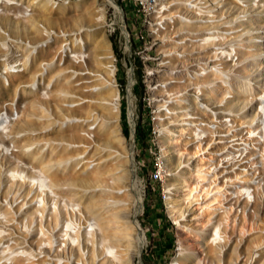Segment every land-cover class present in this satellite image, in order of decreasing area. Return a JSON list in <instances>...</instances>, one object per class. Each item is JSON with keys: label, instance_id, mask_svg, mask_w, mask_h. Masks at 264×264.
<instances>
[{"label": "rangeland", "instance_id": "1", "mask_svg": "<svg viewBox=\"0 0 264 264\" xmlns=\"http://www.w3.org/2000/svg\"><path fill=\"white\" fill-rule=\"evenodd\" d=\"M38 1L0 0V212L6 209L13 216L10 219L6 213L12 222L6 218L0 223L6 232L3 242L39 255L42 261L37 264H55L57 259L63 264H113L107 259L104 263L101 252L90 242L81 243L78 238L79 246L70 252L54 237L59 228L54 220L60 218L52 209L54 193L90 196L105 190L107 194L100 201L103 208L117 209L122 226H134L144 236L140 252L129 264H264V181L256 189L251 209L242 210L243 203H234L237 195L225 201L224 193L222 208L213 203L212 211H207L195 205L198 190L194 198L181 199L183 216L172 215L167 206L178 198L172 185L180 187V192L195 186L198 189L199 179L194 173L197 164L208 168L210 162H215L207 154L229 156V161L233 154L236 156L235 150L243 147L249 133L252 137L245 142L264 154L262 141L253 134L261 132L264 122L259 114L264 112L260 109L264 105L260 97L264 91V0H50L48 5L53 10L70 8L72 28L66 32L64 19H44L34 10L33 4ZM84 3L88 4V16L81 7ZM100 9L104 22L97 26ZM84 17L86 22H81ZM97 27H102L111 52L99 51L97 58L113 59L104 63L115 71L118 144L108 142L103 134L104 126L113 120L109 108L115 102L101 100L96 93L104 87L103 80L109 81L107 73L94 63L96 59L87 68L79 57L76 61L68 57L74 66L49 75L54 64L62 67L63 58L59 62L57 53L51 61L39 59L31 73L24 75L32 57L55 38L85 39L86 33ZM211 35L215 37L207 38ZM214 38L219 41L210 42ZM217 46L231 59L227 60ZM137 60L142 66L141 84L137 83ZM63 74L69 76L67 81H61ZM59 81L72 83L71 89L62 91ZM88 85L91 88H85ZM50 89L49 102L37 96L31 102L25 101L36 91L44 98ZM71 113H76V119L68 121ZM221 117H227L229 123ZM75 124H83L80 130L84 131L73 134L80 140L45 136L50 131L57 134L60 129L68 133ZM122 126L127 129V137ZM228 129L229 133L238 130L239 136L220 137L228 135ZM210 139L216 141L208 142ZM199 141L207 143V154L202 156L197 153ZM51 147L75 150L69 158H48L45 166L57 174L74 166L85 174L105 162L121 163L116 171L122 172V182L117 185L121 190L100 184L76 187L67 179L45 180L49 186L48 208L42 213L38 208L35 213V202L31 194L27 195L24 183L9 180L7 172L19 170L30 177L27 172L38 169L32 167L33 161L26 154L33 152L38 158L49 153ZM163 148L167 152H162ZM129 153L132 158L127 163ZM257 162L250 171L254 167L264 171L263 156H258ZM223 169L231 171L234 167ZM204 173L207 182L216 174L221 183L223 174L219 171ZM257 177L255 174L253 188L258 184ZM116 192L119 202L111 198ZM137 195L142 199L138 212L134 207ZM56 204L64 213L60 197ZM217 222L224 238L214 244L209 234ZM131 234L132 243L134 231ZM51 238L55 241L45 248ZM60 243L59 248L56 245ZM125 249L130 254L132 247H120Z\"/></svg>", "mask_w": 264, "mask_h": 264}, {"label": "bare ground", "instance_id": "2", "mask_svg": "<svg viewBox=\"0 0 264 264\" xmlns=\"http://www.w3.org/2000/svg\"><path fill=\"white\" fill-rule=\"evenodd\" d=\"M49 1L50 0H39L35 4L32 3L34 6V10L40 13L44 19H49V18L64 19L63 30L64 32L69 31L72 28V24L69 21V19L72 18V14H70V8L59 7L58 9L53 10L48 5ZM28 2H32V0H28ZM218 2L221 3L222 0H218ZM81 7L84 13L86 14V16H88L90 14L87 8L88 4L84 3L81 5ZM9 8L14 10L16 9V7L14 6H9ZM98 13L99 14H97V18L95 20L97 26L98 24H102L104 22L103 10L100 9ZM81 22H86L85 17L84 19L81 20ZM210 37H215V36L214 35L207 36V38ZM212 41L214 42L219 41V39L214 38L210 42ZM108 48L109 46L105 39V35L103 34L102 27H97L91 31H88L85 35V39H82L81 37L79 38L77 36L69 39L55 38L52 42L46 44L45 48L38 52V55L32 57V62L30 63V66L26 69L24 75L28 76L31 73V69H32L31 67L32 66L35 67L39 59L46 58L51 61L55 58L57 53H58V57L60 56L58 60L59 62L63 58L62 67H59L56 64H54L53 68L49 69L48 72L49 75H52L54 73H59L65 69H68V67L74 66V64L68 59V57L73 58L75 61L79 57L81 59L80 61H82L83 66L87 68L88 66L91 67V61L93 59H96L94 63L97 64V66H100L101 69H103L109 77V81L103 80V82L105 83L104 87L98 89L96 93L97 95H99V97H101V100L109 99L110 102H115L114 106L111 109L109 108V115L112 116L111 118L113 120L104 126L103 134L104 136H106L108 142L118 144L119 143L118 140L120 139L118 137V135L120 134V127L118 126V122H117L119 110H118V106H115L117 105V100H118L117 91L115 88L116 86L114 85L115 71L112 68V66H107L104 63L105 61H113V59L112 57L97 58V52L103 50L105 52L108 51V54L110 55L111 52H109ZM217 50L223 51L224 49L221 48L220 46H217ZM222 54L226 55L227 60L231 59L230 57H228V54L225 51H223ZM68 78H69L68 75L63 74L61 76V81L62 80L67 81ZM61 81H59V83L62 85L61 90L66 92L69 91L71 89L70 86L72 83H67L68 85H66V84H62ZM91 86L92 85H88L85 88H91ZM50 92L51 89L49 91H46L44 93L45 97L42 98L40 96L39 91H36L33 95L25 97V101L31 102L35 99L34 97L37 96L36 97L37 99L42 100L44 102H49ZM260 97H263V102H264V91L260 94ZM105 105L108 106L110 104H105ZM260 109L261 111H264V105L263 106L261 105ZM259 114L262 116L264 120V112L263 113L259 112ZM204 116L206 118L208 117L206 115ZM70 119L75 120L76 113H71L70 118L67 117L68 121ZM221 119H224L226 124L229 123L227 117H221ZM82 125L79 124L71 125V129L68 131V133L65 134H63L65 130L60 129L57 134L54 131H50L46 133L45 136L49 139L53 138V139L63 140L65 138H71L73 140L78 138V140H80L79 137H76L73 134L78 133L80 131H84V130H80L82 128ZM262 126L263 127L261 128V132L259 131L253 134H256V137L259 136V140L262 141L263 149L261 153L263 154L264 153V122L262 123ZM227 132L228 135H224L220 137H225L230 139L231 137L234 138L236 136H239L238 130H234L232 131V133H229L230 129H228ZM250 134L252 133H249V136H246L245 140L243 141L244 142L243 147H241V149L239 148L235 150L236 156L233 154L232 159H230L229 161H226V159H229V156H221V155L219 156L215 153L207 154L206 153V150L208 149L207 143L202 144L200 141L197 142L196 145L198 148L197 153L200 156H202L203 154H207L212 159H215V162H210L211 165L208 168H205V166L202 165L200 166L197 164L198 170L196 168L194 173L199 179L200 185L198 186V189L197 186H195L192 187L191 189L190 188L186 189V192H180L178 191L180 187H176L172 185L173 186L172 190L177 191L176 194L178 198L175 200L173 199V203H167L169 212L172 213V215L178 213L179 216H183V212L180 208L181 199L192 198L193 196H195L196 190H198L199 194H197L198 197L194 199L195 205L196 206L200 205L199 207H202L207 211L208 210L212 211L211 207L213 203H215V206L222 208L224 204L221 201V197L223 196L224 193H226L225 201L228 200L227 197H231V196L234 197V195H237L236 199L238 201L236 200L234 203H239V204L243 203L242 210H245L246 208L251 209V207L254 204V197L255 195L258 194V191H256V189L260 188L262 181H264V171H262L261 167H259V169L254 167L252 171H250V169L251 167L256 166V164L258 163L257 162L258 156H263V161H264V154L260 155V151L256 152L252 148L251 144H247L245 142V141H249V138L252 137L250 136ZM25 139H28V137H26ZM179 141L180 140L176 139V142ZM214 141H216V139L215 140L210 139L208 142H214ZM26 145L27 144H25L24 146ZM73 151L75 150L68 151L64 148H61L60 150H56V148L51 147L49 153L41 154V156L38 158H36L35 153L33 152L28 153L26 154L27 157L33 161L32 167L38 169V171L36 170L28 171L27 173L30 175V177H27L26 174H24L25 172L23 173L22 171L19 170H9L7 172L8 175L7 177L11 181L24 183L25 187L28 189L27 195L31 194L30 199L31 201L35 202V204L33 205L34 210L36 209L38 210V208H40L39 211H41V213L44 210H46V208H48L46 191L47 188H49V186H47L45 180L57 182L62 179L64 180L67 179L70 185L76 187L83 186L84 184H93L96 187L100 184L101 186L104 187L115 188L117 191L121 190L120 185L117 186L120 183V181L122 182L121 179L123 177L121 174L122 172L116 173V171H118V165L121 164L118 162L114 164H110L107 162L99 164L94 170L88 172L86 171L85 174H81L79 170H76L74 168L75 166L69 167L66 173L62 172L61 174H57L56 172H50L49 169L45 166L48 158H51V160H53L54 157L56 160L69 158L70 155L73 154ZM162 152H167V148H163ZM165 157H167V155ZM131 158L132 156L129 153V158L127 159L128 161L127 163L131 162ZM236 159L238 161H234V162L232 161ZM244 159H247L248 161L243 163ZM223 162L229 165L225 166L223 165ZM213 165L214 167L211 168V166ZM217 166L219 167L220 170H217ZM236 166L238 167V170L235 169ZM232 167H234L233 170H231ZM223 168L230 169L231 171H225ZM206 171L207 172L219 171V174L222 173L223 175H222L221 183L217 181L216 174H214V178L212 181L207 182L206 173H204ZM249 172H254V174L250 176ZM62 174L65 177H62ZM228 174H231L232 176L226 177V175ZM255 174L258 175L257 179H259V181L257 182L258 184H256L253 188L252 181L254 180ZM227 183H230V185L227 186ZM235 184H238V186H236ZM182 187L186 188V186L184 187V183ZM251 188H253L252 192L250 191ZM105 194H107V192L105 190H102L90 196H86L85 194H80V193L73 194L71 192L63 195L62 193H54L51 196L53 213L56 212L57 210L60 217L59 218L60 221L58 220V218H55L54 220L55 221L54 226L56 227L59 226L58 230L56 231L57 233L56 235H54V237L57 236V239L59 238V240L63 242V245L62 243H60L56 246L60 248V246L62 245V247H67L68 250L70 249L72 250L73 247L75 248L76 246H79L80 240L81 243L85 242V244L86 243L88 244L90 242L91 246L95 247L94 249H96V251L99 250L101 252L100 255L103 258V262L104 259H107V261L105 260L106 262H113V264L132 263L134 260V255L139 253L141 250L144 236L142 235L141 231L136 227L134 228V226L132 228L131 227L128 228L125 225L122 226V224L120 223L121 219L118 217V214L116 212L118 211L117 209L114 210V208L113 209L109 208L108 210L103 208L101 204L102 202L101 198ZM59 197L61 199V204L59 205H61V207L64 208L63 209L64 213H62V211H60V209L57 208L56 206ZM73 197H76V199L75 200L72 199ZM111 198L117 201L119 200L120 195H118L117 192L112 193ZM252 199L253 201H251ZM134 207L136 212H138L142 208V199L138 195L134 200ZM83 209L87 210L85 214L83 212ZM37 210L35 211V213L37 212ZM7 211L8 210L5 209V212L4 211L0 212V223H5L6 218L8 220L13 219L11 218L12 216L11 213L9 215ZM6 213L8 214V216H10V219L6 217ZM219 227H220L219 222H217V224L213 226V229L209 234V241L211 243L216 244L223 240L224 236L221 235L220 232L221 230H219ZM41 228L42 226L40 227V233L41 235L44 236V232L41 231ZM4 230L1 229L0 227V243L1 241L3 242V235L5 232ZM136 230H138V232ZM133 231H134V237H132L133 242L131 243L130 241L131 238L129 237V235H132L131 233ZM78 238H80V240H78ZM53 241L55 240L51 238L48 242L46 241L47 245L43 244L44 242L41 244L46 245L44 246L46 248L51 246V243ZM6 244L3 242L0 245V261L4 260L3 264H6V261H8L9 264H37L42 261L41 258L37 257L39 255L35 253H31L30 251L25 250L23 248H22L23 250L20 248L21 249L20 251L19 248H16L14 244L11 245H8L9 243L7 245ZM121 246L132 247L130 254H129V250L126 249L120 250ZM179 249L180 248H178V250ZM53 263L63 264V262H61V259H57Z\"/></svg>", "mask_w": 264, "mask_h": 264}, {"label": "trees", "instance_id": "3", "mask_svg": "<svg viewBox=\"0 0 264 264\" xmlns=\"http://www.w3.org/2000/svg\"><path fill=\"white\" fill-rule=\"evenodd\" d=\"M112 48H113V46H112ZM137 64H138V70H139L138 73H137V83H138V84H141V77H142V74H141V68H142V66H141L139 60H137ZM123 85H124V83L121 82V83H120V88H122ZM121 94H122V89H121ZM122 133H123V135H124L125 137L128 136L127 129L124 128L123 126H122Z\"/></svg>", "mask_w": 264, "mask_h": 264}]
</instances>
